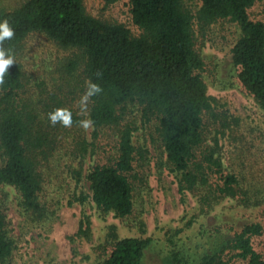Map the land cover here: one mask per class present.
<instances>
[{
	"label": "trees",
	"instance_id": "obj_1",
	"mask_svg": "<svg viewBox=\"0 0 264 264\" xmlns=\"http://www.w3.org/2000/svg\"><path fill=\"white\" fill-rule=\"evenodd\" d=\"M130 2L133 22L142 29L138 35L123 23L89 14L84 0L0 7V21L14 30L0 41L13 58L0 82V185L18 191L27 215L45 219L47 167L65 149L72 177L88 181L100 210L133 215L150 171L148 147L134 141L130 114L136 108L142 122L157 123L165 156L160 164L175 176L183 200L190 194L196 207L180 225L159 227L158 234H144L143 221L141 235L119 236L112 225L93 264H264V223L217 210L226 199L244 209L264 205V155L244 141L237 143L236 160L226 161L225 138L237 134L240 117L208 92L195 29V23L202 31L219 21L238 26L231 74L264 110V0H201L196 14L184 0ZM257 4L261 17L253 13ZM36 34L66 53L50 78L28 73L23 62L25 43ZM89 82L100 91L87 95ZM85 122L93 127L92 140ZM105 133L112 137L102 143ZM88 155L97 159L84 175ZM77 159L80 167L72 164ZM7 200L0 191V264L12 263L16 246ZM89 230V220L83 221L80 233Z\"/></svg>",
	"mask_w": 264,
	"mask_h": 264
},
{
	"label": "rangeland",
	"instance_id": "obj_2",
	"mask_svg": "<svg viewBox=\"0 0 264 264\" xmlns=\"http://www.w3.org/2000/svg\"><path fill=\"white\" fill-rule=\"evenodd\" d=\"M23 1L0 0V7L12 8ZM184 1L194 14L201 6V0ZM84 3L91 15L105 21L123 23L135 35L142 32L133 22L130 0H84ZM261 9L258 4L253 7L255 17L262 16L259 13ZM195 29L198 33L197 46L205 61L201 72L208 84V92L225 103L232 114L240 117L237 134L229 132L225 138L226 161L232 163L236 160L237 143L244 141L254 143L253 151L264 155V110L237 77L231 74V49L239 36L238 26L229 21H219L211 24L207 31H200L196 23ZM65 55L45 36L36 34L27 39L22 58L28 73L46 79L51 77L54 64ZM130 119L135 121L136 126L134 141L148 147L150 158L148 184L141 188L137 196L136 212L120 218L112 212L100 210L91 198L88 181L83 178L77 182L72 177L67 167L69 154H66L65 149L57 150L55 157L50 160L52 169L47 167L51 178L43 196L48 209L45 219L36 220L27 215L19 204L18 191L12 186L0 185V191L8 193V217L11 234L16 239L11 264H93L101 258L99 248L109 241L112 225L116 226L119 236L141 235L143 221L144 234H158L159 227H176L182 223L186 212L194 211L195 199L189 194L183 200L175 176L165 165L160 164L165 156L155 120L152 119L148 124L142 122L136 108L130 114ZM92 130L89 123L84 126V133L89 140H92ZM242 134L245 137L240 140ZM109 137L112 136L105 133L102 143ZM96 159V155L85 158L82 169L84 175ZM72 164L80 167L78 159L73 160ZM83 195H87L84 201L78 198ZM217 210L234 213L242 221L258 219L264 223V205L244 209L236 206L234 200L226 199ZM87 220L90 230L88 235H84L80 229L83 221L86 223ZM235 264L246 263L236 261Z\"/></svg>",
	"mask_w": 264,
	"mask_h": 264
},
{
	"label": "clouds",
	"instance_id": "obj_3",
	"mask_svg": "<svg viewBox=\"0 0 264 264\" xmlns=\"http://www.w3.org/2000/svg\"><path fill=\"white\" fill-rule=\"evenodd\" d=\"M14 35L13 28L9 25L7 20L0 21V41H3L7 38H11ZM13 63V58L11 55H6V50L0 48V82L3 79V73L7 69V67ZM100 91V87L97 84L89 82V91L87 95H93ZM53 122H55L53 120ZM65 124L70 123V119L64 120ZM88 122H85V126H87Z\"/></svg>",
	"mask_w": 264,
	"mask_h": 264
}]
</instances>
